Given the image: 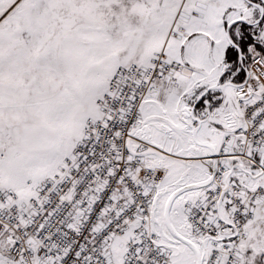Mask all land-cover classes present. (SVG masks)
Instances as JSON below:
<instances>
[{
	"label": "snow or ice",
	"instance_id": "snow-or-ice-1",
	"mask_svg": "<svg viewBox=\"0 0 264 264\" xmlns=\"http://www.w3.org/2000/svg\"><path fill=\"white\" fill-rule=\"evenodd\" d=\"M0 264H264V0H0Z\"/></svg>",
	"mask_w": 264,
	"mask_h": 264
}]
</instances>
